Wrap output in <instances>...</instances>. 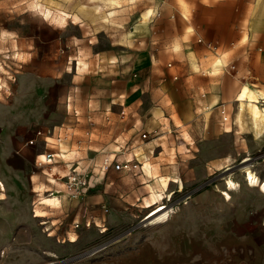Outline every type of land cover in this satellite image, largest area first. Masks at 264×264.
<instances>
[{"label": "rangeland", "instance_id": "374dc122", "mask_svg": "<svg viewBox=\"0 0 264 264\" xmlns=\"http://www.w3.org/2000/svg\"><path fill=\"white\" fill-rule=\"evenodd\" d=\"M152 3L0 0V132L15 119V135L48 130L54 143L61 129L68 140L60 150L72 155L56 159L52 168L60 173L77 169L96 189L107 173L101 171L105 157L137 166L116 178L108 193L118 201L100 207L95 221L84 219L81 207L43 206L34 210L44 218L35 217L34 192L7 194L0 180V264H264V193L247 186L241 173L248 165L264 180V131L253 140L242 138L245 132L253 134L247 114L244 131L234 124L243 84L228 81L227 98L212 108L216 93L185 92L179 77L171 78V95L168 80L161 82L151 105L173 114V120L176 104L185 97L201 99L203 106L188 125L165 120L160 129L133 128L143 114L141 100L128 98L141 85L140 72L119 75L114 69L121 67L112 59L136 49L139 42L131 28L142 22V12ZM249 84L264 91V84L253 78ZM207 107L209 115L203 118L200 113ZM142 133L147 137L141 138ZM124 142L128 148L120 147ZM139 149L145 150L155 174L177 180L162 201L175 212L159 226H147L149 209L143 204L150 181L135 157ZM229 178L241 188L226 201L221 193ZM40 185L50 187L42 180ZM55 189L63 192L62 181Z\"/></svg>", "mask_w": 264, "mask_h": 264}, {"label": "crops", "instance_id": "0c3cea01", "mask_svg": "<svg viewBox=\"0 0 264 264\" xmlns=\"http://www.w3.org/2000/svg\"><path fill=\"white\" fill-rule=\"evenodd\" d=\"M149 9L152 10L150 15L147 14ZM141 19L142 22L134 28L135 30L131 28L139 42L136 49L112 59L121 67L114 69L118 70L119 75H125L129 71L140 72L141 85L132 90L128 98L129 102L137 101L138 97L141 100L143 114L137 121L139 124H134L133 128H142L143 131L149 128L160 129L165 120L173 126L188 125L197 108L203 106V100L185 97L184 102L176 104L173 120L171 118L173 114L156 104L151 105L153 95L157 96L160 91L161 82L168 80L166 89L171 95L173 88L171 78L175 80L179 77L185 92L194 89L195 93L199 94L202 91L211 96L216 93V98L215 96L212 98L215 101L212 99L210 101L209 106L212 108L227 98L228 81L252 87L249 80L253 78L264 84V0H153V3L142 12ZM213 58L215 59L212 62ZM231 66H234L233 70L230 69ZM198 83L205 85H193ZM126 90L127 84L124 92ZM170 98L172 99V96ZM112 104L114 105V103L107 105L108 110H111ZM205 110L209 111L210 108L207 107ZM219 124L220 122H217V125ZM17 125L18 121L13 119L0 132V180L7 194L22 196L27 189L32 190L35 194L32 201H42L37 204L39 210L42 211L43 206L56 209L81 207L87 221L100 220L99 208L118 201L108 192L113 190L116 178L122 173L109 171L97 182L100 191L93 188L81 199L70 202L61 195L56 205L48 204L43 197L46 192L55 190L58 182L52 183L53 176L66 175L70 169L65 167L68 172L64 174L52 168L56 160L51 166L35 168L36 161L49 150L45 148L42 138L32 146L27 145L26 141L33 137L35 130L31 134L25 132L17 136L15 135ZM220 125L222 128V123ZM250 126L253 134L245 132L242 138L251 140L256 138L251 123ZM237 128L238 131H244L245 122L243 128L238 125ZM139 139L136 138L135 143H138ZM67 140L68 137L60 148L65 146ZM120 147L128 148L127 142ZM156 147L157 145L151 146L152 159L155 157ZM144 151L139 149L135 153V157L142 165L144 161L150 163ZM142 153L145 157L139 160L137 155ZM70 155L72 153L67 154L64 159H57L62 162ZM62 165L64 166V162ZM29 172L31 175L27 176ZM41 180L45 186L50 187L41 188ZM33 186H36V190H33ZM41 192L44 193L42 199Z\"/></svg>", "mask_w": 264, "mask_h": 264}, {"label": "bare ground", "instance_id": "6f19581e", "mask_svg": "<svg viewBox=\"0 0 264 264\" xmlns=\"http://www.w3.org/2000/svg\"><path fill=\"white\" fill-rule=\"evenodd\" d=\"M147 13H152V10L149 9ZM219 59V58H218ZM245 89L247 91H245ZM237 112L234 118V124L243 128L244 126V115L247 114L248 121L254 128V132L256 136H260L262 131H264V107L260 108L259 104L264 106V92L258 91L247 84H243L237 93ZM201 114L203 118L208 116V111H202ZM206 121V120H205ZM203 124V123H202ZM243 130V129H242ZM252 130V129H251ZM155 145V144H154ZM136 155V154H135ZM139 160L144 158L145 155L142 153L141 155H137ZM143 174L150 181L149 184V197L144 200L143 208L149 209L146 220L149 221L147 226H159L161 224H165L168 222L170 217L175 212L174 207L165 206L164 195L167 192V189L170 183H176L177 180L169 177H158L156 174L152 172L151 162L148 161L143 162ZM68 172L67 169H63L61 173ZM241 173L243 174L244 181L246 185L252 188H258V190L264 193V180H261L248 165L241 167ZM67 174V173H66ZM51 175V174H50ZM53 175V174H52ZM62 175V174H61ZM56 176V175H55ZM225 189L222 190V196L224 200H231V193L239 191L241 188V184L235 182L233 180L226 179ZM1 187V184H0ZM3 193L0 191V200L2 199ZM45 201L48 204L56 205L57 199L53 197V199L47 198ZM47 204V203H46ZM37 217H44V213L41 211H37ZM42 224H46L44 221ZM75 239L71 236L69 242H74ZM1 251V250H0Z\"/></svg>", "mask_w": 264, "mask_h": 264}, {"label": "built area", "instance_id": "2783aa9c", "mask_svg": "<svg viewBox=\"0 0 264 264\" xmlns=\"http://www.w3.org/2000/svg\"><path fill=\"white\" fill-rule=\"evenodd\" d=\"M230 69L233 70L234 66H231ZM224 120H226V118H224ZM49 136H50V132L48 130L44 131L39 129V130H35L33 133V137L26 141L27 145L32 146L36 143L38 139L42 138L45 148L49 150L44 152L40 156V158L36 161L35 168L37 169H41L44 166H51L57 158L64 159L67 157V154H64L65 152H62L60 150V146H62V144L66 140L67 137L66 133L63 132L61 129H58L54 137L55 140L54 143L50 141ZM146 137H147L146 133L141 134V138H146ZM54 145H56V147ZM133 169H137V166L133 164L131 160L124 159L119 161V160H114L113 157H105L102 161V167H101L102 173L108 172L110 170L115 172H129ZM53 180L54 182L52 183L54 184L55 182L62 181L64 190L63 192L60 189L48 191L44 195L45 196L43 198L44 200L47 198L53 199V197L58 199L61 195H64L66 198L78 200L81 199L84 195H86L91 189H93L96 184V183L91 184L90 180L87 179L83 174H81V172L77 169H70L66 175H62V176L58 175L56 177L53 176ZM41 202L42 201L40 202H36L35 200L32 201L33 213L35 217L37 213L35 212L34 209L37 208V210H39L37 204ZM104 212L106 213L107 210L105 209ZM89 225L90 223L87 222L86 227H89ZM77 226L78 223H75V227ZM102 231L105 230L103 229Z\"/></svg>", "mask_w": 264, "mask_h": 264}, {"label": "snow or ice", "instance_id": "6c2138e0", "mask_svg": "<svg viewBox=\"0 0 264 264\" xmlns=\"http://www.w3.org/2000/svg\"><path fill=\"white\" fill-rule=\"evenodd\" d=\"M151 13H149V15H150ZM245 91H247L246 89H245Z\"/></svg>", "mask_w": 264, "mask_h": 264}]
</instances>
